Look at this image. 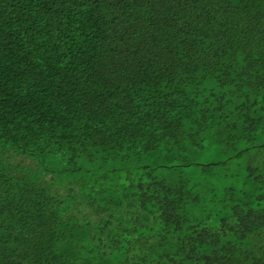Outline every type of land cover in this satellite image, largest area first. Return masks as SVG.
I'll return each mask as SVG.
<instances>
[{
  "label": "trees",
  "instance_id": "obj_1",
  "mask_svg": "<svg viewBox=\"0 0 264 264\" xmlns=\"http://www.w3.org/2000/svg\"><path fill=\"white\" fill-rule=\"evenodd\" d=\"M0 264H264V0H0Z\"/></svg>",
  "mask_w": 264,
  "mask_h": 264
}]
</instances>
